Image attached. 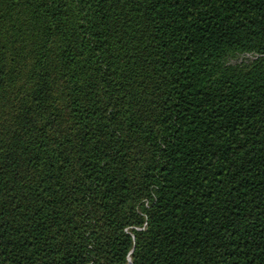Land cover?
<instances>
[{"label":"trees","instance_id":"trees-1","mask_svg":"<svg viewBox=\"0 0 264 264\" xmlns=\"http://www.w3.org/2000/svg\"><path fill=\"white\" fill-rule=\"evenodd\" d=\"M0 264H264V0H0Z\"/></svg>","mask_w":264,"mask_h":264},{"label":"rangeland","instance_id":"rangeland-1","mask_svg":"<svg viewBox=\"0 0 264 264\" xmlns=\"http://www.w3.org/2000/svg\"><path fill=\"white\" fill-rule=\"evenodd\" d=\"M251 60H253L252 55H245V56H240L239 58L230 59L229 63L230 64H244V63L250 62Z\"/></svg>","mask_w":264,"mask_h":264}]
</instances>
